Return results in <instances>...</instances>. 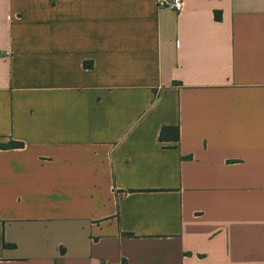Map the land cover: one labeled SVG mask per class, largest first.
I'll list each match as a JSON object with an SVG mask.
<instances>
[{
	"label": "crops",
	"instance_id": "crops-1",
	"mask_svg": "<svg viewBox=\"0 0 264 264\" xmlns=\"http://www.w3.org/2000/svg\"><path fill=\"white\" fill-rule=\"evenodd\" d=\"M161 1L0 0V264H264V0Z\"/></svg>",
	"mask_w": 264,
	"mask_h": 264
},
{
	"label": "trees",
	"instance_id": "trees-1",
	"mask_svg": "<svg viewBox=\"0 0 264 264\" xmlns=\"http://www.w3.org/2000/svg\"><path fill=\"white\" fill-rule=\"evenodd\" d=\"M217 17L219 18V16ZM85 65H86V68L90 67V64L86 63ZM167 135L170 138H173V140L177 142L180 138L179 128L178 127H163L160 132V137H159L160 141L165 142ZM23 147H24V144L20 142H13L6 146H0V148H4V149L23 148Z\"/></svg>",
	"mask_w": 264,
	"mask_h": 264
},
{
	"label": "built area",
	"instance_id": "built-area-1",
	"mask_svg": "<svg viewBox=\"0 0 264 264\" xmlns=\"http://www.w3.org/2000/svg\"><path fill=\"white\" fill-rule=\"evenodd\" d=\"M159 5L163 8H171L177 12H181L184 9L185 2L184 0H168L161 1Z\"/></svg>",
	"mask_w": 264,
	"mask_h": 264
}]
</instances>
